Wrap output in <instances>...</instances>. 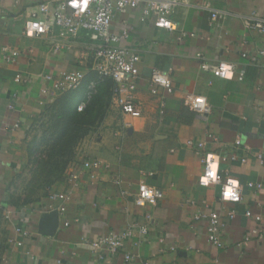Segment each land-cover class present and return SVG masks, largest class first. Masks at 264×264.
<instances>
[{"label": "crops", "instance_id": "1", "mask_svg": "<svg viewBox=\"0 0 264 264\" xmlns=\"http://www.w3.org/2000/svg\"><path fill=\"white\" fill-rule=\"evenodd\" d=\"M206 3L221 14L215 24H209ZM34 6L33 0H0V264H264V57L257 53L264 49V33L248 31L243 21L252 12L264 17V0H180L169 16L174 31L157 27L154 14L144 16V3L117 13L112 29L131 27L120 44L140 58L132 96L141 115L121 113L110 99L102 122L77 144L64 179L25 201L29 129L58 96L40 93L50 84L44 76L90 72L79 61L91 46L87 34L67 38L54 25L40 37L23 34ZM53 39L70 48H55ZM4 47L18 52L14 62L5 61ZM222 61L233 66L232 78L201 68ZM153 70L168 75L171 93L162 87L152 93ZM16 73L24 82L14 81ZM187 93L205 97L206 118L185 104ZM189 141H205L204 151L221 157V173L241 185V201H220L218 185L198 184L202 163ZM87 158L100 159L103 167L94 180L82 171L73 187L67 175ZM142 183L162 191L155 205L136 203ZM50 192L70 194L63 213L57 210L61 201H49ZM211 211L218 215L220 246L208 239L205 214ZM131 223L148 231H134L118 253L99 259L84 243Z\"/></svg>", "mask_w": 264, "mask_h": 264}, {"label": "built area", "instance_id": "2", "mask_svg": "<svg viewBox=\"0 0 264 264\" xmlns=\"http://www.w3.org/2000/svg\"><path fill=\"white\" fill-rule=\"evenodd\" d=\"M33 1L35 2V6L30 12L29 19L26 21L23 28V34L30 37H40L51 31V25L57 26L61 33L66 35L67 38L74 39L81 33L87 34L91 46L80 55L79 61L87 63L90 70L95 72L98 78L107 77L113 80L114 84L112 87L111 102L118 107L121 113L129 115L132 118L139 117L141 115L140 104L133 99L132 92L135 90V79L138 74V62L140 58L133 47L120 44L123 40L129 38L131 27L124 23L120 26L119 32H115L112 29L114 17L117 13H121L127 8H134L144 3V16L154 14L155 25L157 27L174 31L177 30V25L169 16L180 0H89L87 9L84 12H80L78 8H72L69 4V0ZM53 2H55V5L51 8L50 4ZM205 7L210 11L209 24H215L218 18L221 17V14L211 9L208 3L205 4ZM243 21L248 31L264 33V17L258 16L255 12H252L245 15ZM33 25H35V27H33ZM183 36H185V33L181 31L179 39ZM53 45L57 49L70 48L68 44H63L55 39H53ZM3 50L5 51V61L14 62L18 52L14 49L5 47ZM257 53L264 57V49H259ZM241 56L249 58L251 62L257 60L256 56L249 57L246 53H242ZM225 66L232 72V78L234 69L231 64L223 61L214 65L206 63L201 64L202 69L210 71L214 76L221 79H228L223 75ZM241 76L242 73H240V77ZM83 77L84 74L81 70L65 72L56 78L46 74L44 78L46 81L50 82V84L49 86H43L40 89V93L47 95L52 91L54 94L59 95L77 88L81 84ZM14 81L21 83L24 82V79L20 73H16ZM150 83L152 93H156L155 87H162L167 93L173 91L170 78L165 72H161L160 70H153L150 76ZM94 84L95 83L91 81L89 88L92 89ZM185 104L202 118H206L210 112L205 97L201 95L185 94ZM83 107L84 102H81L77 109L80 111ZM160 107V113H163V104H160ZM9 108L14 109V106L10 105ZM17 125V123L14 124V126ZM207 138L208 140L213 139L210 135H208ZM188 144L194 148L195 153L199 155L202 163V174L198 179V184L200 186H208L210 184L218 185V200L220 201H241V185L237 180L222 175L219 167L221 157L219 158L211 152H205V141H199L195 144L189 141ZM222 160H226V157H222ZM241 161L243 162L245 159H241ZM213 163L217 165L215 179L208 175L211 171L210 165ZM102 167L103 163L98 158L84 159L81 161L80 167L68 173L67 180L73 187H77L82 171L87 173L90 180H94L96 172ZM205 180L207 183L204 182ZM231 181H237V183L232 185L230 183ZM253 185L257 187L260 186V184L249 183L250 187H253ZM228 187L233 188L234 198H224L223 193ZM145 192H151L152 195L147 196L144 194ZM162 195L163 193L160 189L142 183L138 185L136 203H150L155 205L157 199ZM48 199L49 201H61L57 210L59 213H63L66 209V202L70 200V194L66 192H50L48 194ZM230 214H232V212ZM203 215L204 214H195L194 218L198 219ZM245 215L247 217H253L255 221L261 220L260 215L253 216L249 210L245 211ZM205 216H207L208 220V239L213 245L220 246L222 240L219 232L218 215L215 211H211L206 213ZM63 224L66 226L68 222L64 221ZM15 230L16 232L22 231V229L18 227H16ZM136 230L142 235H145L148 231L145 225L131 223L119 230H109L100 235L96 240L89 242L85 241L84 243L90 247L93 255L101 259L107 254L113 255L123 250L126 240H129ZM44 231L45 233H50L49 229H44ZM251 232L259 237L261 236L257 228H253ZM248 238L249 236L247 235L244 241L248 240ZM123 255L126 260L132 258L129 252H124Z\"/></svg>", "mask_w": 264, "mask_h": 264}, {"label": "trees", "instance_id": "3", "mask_svg": "<svg viewBox=\"0 0 264 264\" xmlns=\"http://www.w3.org/2000/svg\"><path fill=\"white\" fill-rule=\"evenodd\" d=\"M91 81L95 83L92 89ZM113 84L112 79L98 78L90 70L77 88L59 94L46 105L36 121L47 117L45 122L42 120V131L27 148L30 177L24 187L25 201L42 196L51 185L64 179L75 160L77 144L104 119ZM81 102L84 107L79 111Z\"/></svg>", "mask_w": 264, "mask_h": 264}, {"label": "clouds", "instance_id": "4", "mask_svg": "<svg viewBox=\"0 0 264 264\" xmlns=\"http://www.w3.org/2000/svg\"><path fill=\"white\" fill-rule=\"evenodd\" d=\"M88 3H89V0H69L70 6L72 8H78L80 12H84L87 9ZM33 27H35V25H33ZM223 75L226 78H231V76H232V72L229 71L227 66L224 67ZM210 169H211V171L208 173V175L212 176L215 179V175H216V171H217V165L215 163L211 164ZM204 182L207 183L206 180ZM230 183L232 185H235L237 183V181H231ZM144 194L147 196L152 195L151 192H145ZM223 195H224L225 199L234 198L233 188L228 187L227 190L223 193Z\"/></svg>", "mask_w": 264, "mask_h": 264}, {"label": "rangeland", "instance_id": "5", "mask_svg": "<svg viewBox=\"0 0 264 264\" xmlns=\"http://www.w3.org/2000/svg\"><path fill=\"white\" fill-rule=\"evenodd\" d=\"M46 118H47V117L45 116V118H43L42 120H44V122H45V121H46ZM42 120L39 121V122H35V123L31 126V128L29 129V135H28L27 144L32 143L33 140H34V138L39 137V135H40V133H41V131H42V126H43ZM27 163H28V162H27ZM27 172H28V175H29V177H30V163L28 164ZM26 179H28V177H25L24 180H23V182H22V183H24V184H23V189H24L25 183L27 182ZM24 192H25V190H24ZM39 193H41V192H39ZM39 193H38V195H39ZM36 196H37V195H36ZM36 196H34V197H32V198H35ZM25 198H26V192H25ZM0 213H1V212H0ZM1 218H2V216H1Z\"/></svg>", "mask_w": 264, "mask_h": 264}]
</instances>
